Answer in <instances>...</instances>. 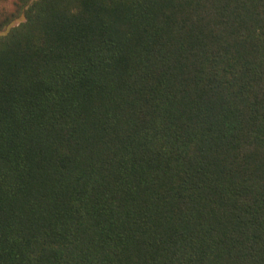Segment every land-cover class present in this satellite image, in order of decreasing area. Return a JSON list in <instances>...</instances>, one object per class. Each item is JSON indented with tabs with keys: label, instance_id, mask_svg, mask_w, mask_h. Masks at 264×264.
<instances>
[{
	"label": "trees",
	"instance_id": "1",
	"mask_svg": "<svg viewBox=\"0 0 264 264\" xmlns=\"http://www.w3.org/2000/svg\"><path fill=\"white\" fill-rule=\"evenodd\" d=\"M6 28L0 264H264V0H0Z\"/></svg>",
	"mask_w": 264,
	"mask_h": 264
},
{
	"label": "rangeland",
	"instance_id": "2",
	"mask_svg": "<svg viewBox=\"0 0 264 264\" xmlns=\"http://www.w3.org/2000/svg\"><path fill=\"white\" fill-rule=\"evenodd\" d=\"M19 21H20V19H19ZM17 22H18V21H17ZM17 22L13 23L12 25L16 24ZM12 25H11V26H12ZM9 27H10V26H9ZM9 27H8V28H9ZM8 28H6V29L3 30V31H0V35L4 34V33L8 30Z\"/></svg>",
	"mask_w": 264,
	"mask_h": 264
}]
</instances>
